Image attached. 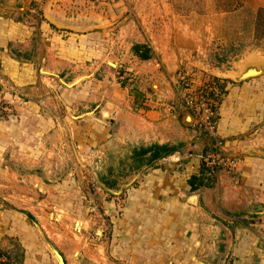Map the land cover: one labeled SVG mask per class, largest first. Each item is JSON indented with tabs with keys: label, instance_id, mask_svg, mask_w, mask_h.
I'll list each match as a JSON object with an SVG mask.
<instances>
[{
	"label": "crops",
	"instance_id": "obj_1",
	"mask_svg": "<svg viewBox=\"0 0 264 264\" xmlns=\"http://www.w3.org/2000/svg\"><path fill=\"white\" fill-rule=\"evenodd\" d=\"M13 1L3 0L1 6L0 99L15 105L19 122H0L5 127L0 131V156L7 152L30 157L40 140L59 134L62 125L67 140L82 151L123 144L176 147L172 155L140 172L138 185L125 191L118 216L119 203L105 201V222L110 220L112 226L105 251L94 263L264 264V218L260 224L253 221L264 217V60L226 42L220 48L226 55L212 73L202 63L210 53L198 47L201 56L194 54L197 43L192 35L179 42L176 36L169 41L166 34L145 33L135 41L141 44L143 58L130 49L131 43L121 55L113 50L106 56L123 62L122 74L130 77L117 78L108 66L99 75L106 58L103 46L108 45L104 40L111 29H86L91 20L101 22L100 14L85 11L91 19H83L50 0L41 6L43 21L36 32L33 26L10 19L7 6ZM187 33L199 34L189 27ZM183 58L188 64H201L221 84L224 95L217 109L216 134L225 153L240 160L238 174L221 172L210 182L201 177V156L212 139L192 129L197 125L188 112L179 110L183 120L169 116L159 102H172L171 83ZM94 59L95 65L86 64ZM154 85L158 89L151 91ZM134 104L142 109L132 112ZM116 188L119 192L121 186ZM6 215H0L2 245L5 234L20 231L16 223H7ZM246 218L251 223L246 224Z\"/></svg>",
	"mask_w": 264,
	"mask_h": 264
},
{
	"label": "rangeland",
	"instance_id": "obj_2",
	"mask_svg": "<svg viewBox=\"0 0 264 264\" xmlns=\"http://www.w3.org/2000/svg\"><path fill=\"white\" fill-rule=\"evenodd\" d=\"M47 1L50 0H15L7 6L8 11L12 10L9 13L10 19L13 22L33 26L38 32L39 25L43 21L41 6L43 8ZM54 2L65 7L69 13H78L83 19H91L85 14L91 10V14H100L99 16L103 17L99 18L101 22L89 21L86 30L95 32L111 29V33L107 34L108 40H104L108 44L103 46L105 57L110 52L111 55L113 50H116V55H121L130 43V49L133 50L141 45L136 44L137 38L145 36V33H152L164 36L166 34L169 41L172 40L171 37L176 36L179 42L192 35L194 37L192 39L197 43L194 54L201 56L198 47L210 53L207 59L203 58L202 63L206 62L212 73L221 63V57L226 55L227 51L220 50L226 42L239 44L248 55L264 60V0H55ZM2 5L3 0H0V16L3 14ZM234 11L236 12L232 13ZM104 19L107 20L106 24H103ZM173 19H176L175 22ZM188 27L199 34L195 36L187 33ZM59 30L63 32L67 29ZM128 33L136 35L130 38L126 36ZM112 44L115 49H112ZM96 60H87L86 64L94 62L95 65ZM120 64L123 65V62L116 63L111 57H106L97 74L106 73L104 69L110 67L117 78L122 76V79L126 80L130 76L122 74L124 70L123 67H119ZM200 65L188 64L187 59L183 58V62L173 75L171 87L175 98L173 97L171 101L180 98L177 96L179 92L181 95L186 94L185 89L189 88L179 78V73L183 71L188 73L186 80L190 85L196 87L204 82L206 84V81L218 80L214 74L202 70ZM155 89H158L155 85L151 87V91ZM1 102L0 122H17L19 113L14 108L15 105L8 103V100L0 99ZM159 102L163 106L170 104V101L168 103L163 99ZM134 107L132 112H138ZM179 110L184 112L183 108H179L175 113L169 111L167 113L177 118ZM182 115L178 119L183 120ZM189 118L187 121H190ZM61 127L62 129L59 130L61 133L55 136L49 133V138H42L41 144L28 158L9 155L7 152L0 156V170L4 173L0 172V215L8 213L7 223H16L20 229L18 232H12L13 234L4 235L3 245L0 244V264H78L80 260L82 262L79 264H95L94 261H99L98 256L105 251L106 239L109 237L107 232L109 226L110 228L112 226L110 220L105 222L103 204L112 200L116 204L118 202L119 205H116V216H118L122 211L121 199L125 191L131 186L138 185L141 171L152 167L150 165L135 167L137 162L131 157V150L143 145H110L105 150L92 147L90 150L86 148L82 151L84 148L81 150L77 143L67 140L64 125ZM4 128L0 125V131ZM192 129L199 130L193 126ZM60 138L64 140L66 138V142H61ZM106 183L114 186L109 187ZM118 186H121V192H115ZM24 212L30 213L32 218ZM107 213L110 215L109 212ZM108 217L112 218V216ZM258 217L253 218V221L260 224L264 217L263 215ZM250 219L244 220L246 224L251 223L252 219ZM8 228L7 226V230H10ZM97 231H101L100 234L96 233ZM96 236H99L103 242L96 241ZM218 246H221L220 242Z\"/></svg>",
	"mask_w": 264,
	"mask_h": 264
},
{
	"label": "built area",
	"instance_id": "obj_3",
	"mask_svg": "<svg viewBox=\"0 0 264 264\" xmlns=\"http://www.w3.org/2000/svg\"><path fill=\"white\" fill-rule=\"evenodd\" d=\"M187 76L188 73L184 71L179 73L180 80H183L189 88L185 89L186 94L181 95L180 92L177 102L172 101L166 105L167 111L175 113L179 108H183L195 120L194 124L197 128L212 139L211 146L201 156L202 166L206 173L205 179L211 181L218 178L221 172L230 175L238 174L240 160L233 154L225 153L223 140L216 134L217 109L224 95L220 89V82L214 79L212 82L206 81V84L204 82L196 87L193 84L190 85L186 80ZM148 100L149 98H146L144 103L147 104ZM139 106L136 104L134 109L140 111L142 106Z\"/></svg>",
	"mask_w": 264,
	"mask_h": 264
},
{
	"label": "trees",
	"instance_id": "obj_4",
	"mask_svg": "<svg viewBox=\"0 0 264 264\" xmlns=\"http://www.w3.org/2000/svg\"><path fill=\"white\" fill-rule=\"evenodd\" d=\"M137 46L135 48V54H139V50L141 48H138ZM138 48V49H137ZM138 50V51H137ZM141 58L144 56L142 53L139 54ZM220 88L221 84H220ZM176 151L175 146H170L167 144H150L147 146H140V147H134L131 150V157L136 160L137 165L135 167H138L140 165H150L154 166L159 160L172 155ZM202 161V160H201ZM205 169L203 166H201V177L205 178ZM107 186L111 187L114 184L106 183ZM28 217L32 218V215L30 213L24 212Z\"/></svg>",
	"mask_w": 264,
	"mask_h": 264
},
{
	"label": "bare ground",
	"instance_id": "obj_5",
	"mask_svg": "<svg viewBox=\"0 0 264 264\" xmlns=\"http://www.w3.org/2000/svg\"><path fill=\"white\" fill-rule=\"evenodd\" d=\"M236 76V75H235Z\"/></svg>",
	"mask_w": 264,
	"mask_h": 264
}]
</instances>
